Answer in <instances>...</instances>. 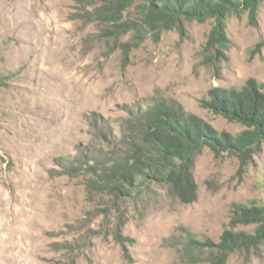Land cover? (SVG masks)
<instances>
[{"label": "rangeland", "instance_id": "rangeland-1", "mask_svg": "<svg viewBox=\"0 0 264 264\" xmlns=\"http://www.w3.org/2000/svg\"><path fill=\"white\" fill-rule=\"evenodd\" d=\"M104 5L121 9L107 16ZM142 5L0 0V264H264V239L220 246L226 231L255 235L234 209L264 205V139L234 154L205 147L192 204L153 180L122 199L103 181V129L120 138L161 100L219 133L249 129L203 103L251 79L264 93V1L256 26L248 8L228 17L230 43L214 61V19L150 30Z\"/></svg>", "mask_w": 264, "mask_h": 264}, {"label": "trees", "instance_id": "trees-1", "mask_svg": "<svg viewBox=\"0 0 264 264\" xmlns=\"http://www.w3.org/2000/svg\"><path fill=\"white\" fill-rule=\"evenodd\" d=\"M140 1L144 23L150 30L180 27L190 20L214 19L216 25L205 46L206 60L214 61L225 56L230 43L226 33L228 17L248 8L252 25L256 26L254 18L264 0ZM107 6L104 5L107 16H114L121 9L120 5ZM99 11L103 15V5ZM258 47L264 48V40ZM203 106L249 129L237 137L219 133L205 119L186 112L179 103L161 100L126 120L120 138L108 136L107 129H103V141L110 149L103 150V181L109 193L119 199L128 197L140 178L167 186L169 193L181 203L192 204L198 200L195 163L205 147L216 154H234L236 150L248 152L252 145L264 139V93L254 79L240 89L214 88ZM234 220L256 224L255 235L226 231L221 247L243 246L250 239H264V205L235 206Z\"/></svg>", "mask_w": 264, "mask_h": 264}]
</instances>
